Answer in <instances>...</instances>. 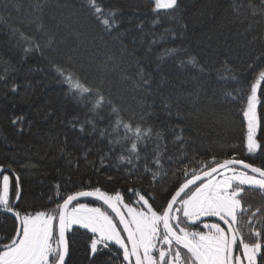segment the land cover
<instances>
[{
  "label": "trees",
  "instance_id": "16d2710c",
  "mask_svg": "<svg viewBox=\"0 0 264 264\" xmlns=\"http://www.w3.org/2000/svg\"><path fill=\"white\" fill-rule=\"evenodd\" d=\"M102 2L116 12L119 27L111 34L95 20L87 0H0V164L13 169V191L19 177L21 195L15 202L21 211L50 210L58 194L89 187L126 192L131 186L128 165L117 170L97 163L99 171L88 166L107 152V141L85 123L87 109L67 94L53 62L71 63L89 82L102 83L125 118L150 105L145 126L163 133L170 154L183 149L208 159L238 153L246 162H264V155H249L243 148L244 111L256 76L248 64L264 56V17L252 15L247 0H181L179 20L162 11L157 15L153 0ZM25 35L38 37L42 51L25 53ZM173 48L177 53L162 56ZM189 57L196 58V66L187 63ZM140 68L151 74L150 88L137 87ZM258 99L257 137L264 140V84ZM101 115L105 120L98 128L108 124L107 114ZM17 117L21 121L13 124ZM156 191L159 203V186ZM246 200L253 209L264 207L258 191L247 193ZM13 223L0 215V238ZM239 227L247 236L246 217ZM68 239L66 264H93L86 238L69 232ZM95 259L103 264L108 257Z\"/></svg>",
  "mask_w": 264,
  "mask_h": 264
},
{
  "label": "snow or ice",
  "instance_id": "6c2138e0",
  "mask_svg": "<svg viewBox=\"0 0 264 264\" xmlns=\"http://www.w3.org/2000/svg\"><path fill=\"white\" fill-rule=\"evenodd\" d=\"M87 4L104 31L111 34L119 27L116 12L102 0H87ZM247 7L252 15L264 17V0H247ZM153 10L157 15L162 11L179 20L181 0H153ZM23 38L28 44L25 53L42 51L38 37ZM177 51L165 49L162 56ZM187 63L196 66L198 61L189 57ZM52 67L66 85L67 94L87 109L85 123L107 141V152L98 161H89L88 166L99 171L97 163L117 170L120 165H128L126 176L131 186L126 192L89 187L58 194V202L50 210L21 211L15 202L21 195L19 177L15 178L13 191L9 174L13 169L0 164V215L5 220L14 219L11 232L5 231L0 238V264H66L69 232L81 233L86 238L93 264L95 258L104 256L108 259L103 264H264V207L253 209L246 200L249 192L264 195V162H246L238 153L223 158L212 155L208 159L183 149L179 155L170 154L163 133L154 125L145 126L151 116L147 110L150 105L139 116L125 118L123 109L105 93L102 83L89 82L71 63L53 62ZM248 69L256 76L244 111L247 133L243 148L249 155H264V140L257 137L256 114L258 87L264 84V56L256 57ZM137 76V87H151V74L144 68L139 69ZM16 88L13 85L12 90ZM101 113L107 114L108 124L104 128L97 127L105 120ZM21 119L17 117L12 123ZM84 126L80 125L81 131ZM175 139L183 143L182 136L176 135ZM89 152H85V160ZM112 159L118 163L109 165L107 162ZM82 198L101 203L92 206L81 202ZM208 217H216L218 222H205ZM245 217L247 236L239 227ZM201 225L207 231L197 230Z\"/></svg>",
  "mask_w": 264,
  "mask_h": 264
},
{
  "label": "rangeland",
  "instance_id": "374dc122",
  "mask_svg": "<svg viewBox=\"0 0 264 264\" xmlns=\"http://www.w3.org/2000/svg\"><path fill=\"white\" fill-rule=\"evenodd\" d=\"M258 90H259V87H258ZM249 94H250V92H249ZM257 100H258V102H257V105H256V114H257L258 127H259V118H258V103H259V99H258V91H257ZM246 108H247V104L245 106V110H246ZM246 124H247V118H246ZM257 131H258V128H257ZM81 202L89 203L87 201H81ZM89 204H91L92 206H99L98 204H92V203H89ZM205 222H207V223H216V222H218V220L215 217H208V218H205ZM202 227H203V225H202ZM204 231H207V229H204Z\"/></svg>",
  "mask_w": 264,
  "mask_h": 264
},
{
  "label": "water",
  "instance_id": "95a60500",
  "mask_svg": "<svg viewBox=\"0 0 264 264\" xmlns=\"http://www.w3.org/2000/svg\"><path fill=\"white\" fill-rule=\"evenodd\" d=\"M82 199H93V198H82ZM216 218V217H215ZM66 260H67V257H66Z\"/></svg>",
  "mask_w": 264,
  "mask_h": 264
}]
</instances>
